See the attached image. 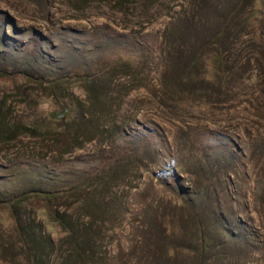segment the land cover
<instances>
[{
	"label": "rangeland",
	"instance_id": "374dc122",
	"mask_svg": "<svg viewBox=\"0 0 264 264\" xmlns=\"http://www.w3.org/2000/svg\"><path fill=\"white\" fill-rule=\"evenodd\" d=\"M239 1L0 0V264H264V24L212 36Z\"/></svg>",
	"mask_w": 264,
	"mask_h": 264
},
{
	"label": "trees",
	"instance_id": "16d2710c",
	"mask_svg": "<svg viewBox=\"0 0 264 264\" xmlns=\"http://www.w3.org/2000/svg\"><path fill=\"white\" fill-rule=\"evenodd\" d=\"M243 2H248V5L251 6L250 10H247L246 8L242 9ZM262 5L264 8V0H241L239 1L235 6H233L231 9L228 10L226 15L222 18V24L221 26L212 34L213 38L217 40H227L229 36H241L242 32L239 30L238 26H249L252 24L254 20L259 19L264 24V9H259L258 5ZM257 15H261L262 17H257ZM261 24V25H262ZM216 41V40H215ZM215 66H217V69L219 70L223 64H224V58L222 55V52L216 51L213 53L209 58ZM102 70V69H101ZM182 76L185 78H188L189 75V69L185 68L182 71H180ZM87 81L89 84L94 83L95 79L92 77L87 78ZM83 110L81 109L80 105H64L60 110H56L51 114V118H48L43 123L37 124V123H28L26 124V128L36 130L38 128H45L47 130L54 129L55 126L58 124L59 121H64L68 118L70 114H74V120L76 118L80 119V117L83 115ZM87 199V198H86ZM90 198L86 200V202L89 201ZM193 211L195 213L194 219L196 220V223L198 226H200V229H204V219L200 216V206L198 205H192ZM70 235H75V237L78 239V245L82 244L85 239L82 234H84V230L82 229V225L80 222H76L74 224H70ZM27 242L30 243V238H26ZM199 251L201 254H205L208 251H213L216 247H213V239L209 237L208 234L204 233L203 235H200L199 239ZM73 250L76 251V247L73 248ZM74 252V251H73ZM29 264H39L41 261L44 262L48 261L49 258L45 257V254L43 251H39L37 249H32L29 252Z\"/></svg>",
	"mask_w": 264,
	"mask_h": 264
}]
</instances>
